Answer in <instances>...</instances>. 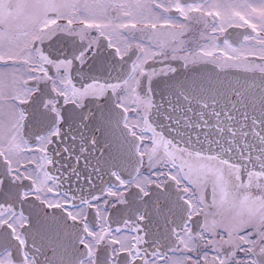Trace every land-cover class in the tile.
Segmentation results:
<instances>
[{
	"label": "snow or ice",
	"instance_id": "1",
	"mask_svg": "<svg viewBox=\"0 0 264 264\" xmlns=\"http://www.w3.org/2000/svg\"><path fill=\"white\" fill-rule=\"evenodd\" d=\"M0 264H264V0H0Z\"/></svg>",
	"mask_w": 264,
	"mask_h": 264
}]
</instances>
